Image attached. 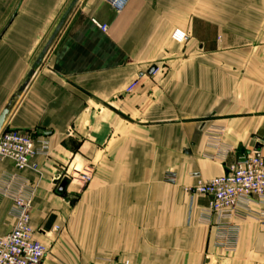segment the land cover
<instances>
[{"label": "crops", "instance_id": "obj_1", "mask_svg": "<svg viewBox=\"0 0 264 264\" xmlns=\"http://www.w3.org/2000/svg\"><path fill=\"white\" fill-rule=\"evenodd\" d=\"M69 2L0 0V112L27 82L3 128L32 133L38 152L36 170L0 163V192L12 176L35 187L43 264H264L254 218L233 219L226 251L203 215L209 200L186 191L250 150L264 154V0H129L120 13L73 0L57 21ZM15 190L0 193V236L15 224ZM56 211L67 220L57 243L40 222Z\"/></svg>", "mask_w": 264, "mask_h": 264}, {"label": "built area", "instance_id": "obj_2", "mask_svg": "<svg viewBox=\"0 0 264 264\" xmlns=\"http://www.w3.org/2000/svg\"><path fill=\"white\" fill-rule=\"evenodd\" d=\"M128 1L106 0L116 13H120ZM92 23L102 32L107 31V27L96 20H92ZM170 38L176 44L182 45L188 40V35L183 30L175 29ZM133 87L134 85L129 88V91ZM218 139V137L214 138L217 142ZM34 144L35 139L32 133L2 128L0 131V163L10 162L18 172L27 169L36 170L37 165L32 162L34 156L38 154ZM43 149L45 150V146ZM91 173L90 170H86L80 175L79 180L87 183L91 178ZM166 179L174 180L171 174H168ZM11 185L16 187L15 192L10 196L15 224L7 234L0 236V264H43L48 250L35 239L30 217L35 187L12 176L4 191L0 192L2 196L7 194ZM186 191L209 200L203 215L214 223L218 246L222 249L231 251L234 248L238 227L232 221L240 214L254 218L260 225L261 231L264 232V154L260 151L250 150L242 154L226 168L222 176L198 181L194 188ZM58 229V227L54 228L55 231ZM96 264L119 263L108 258L101 259Z\"/></svg>", "mask_w": 264, "mask_h": 264}, {"label": "rangeland", "instance_id": "obj_3", "mask_svg": "<svg viewBox=\"0 0 264 264\" xmlns=\"http://www.w3.org/2000/svg\"><path fill=\"white\" fill-rule=\"evenodd\" d=\"M72 1L73 0H70V2L67 4L66 9L62 12L61 17L57 21L63 19L64 20V23H66V21L69 20V18L72 17L71 15L74 14L75 7L77 6V3L75 2L74 4H72ZM71 4H72V6H71ZM14 7H15V4H14ZM66 10H69V13L66 16H64V12ZM182 45H184V44H182ZM178 57H185V55H181V53H179L178 54ZM161 71L163 73V71H165V68H162ZM31 74H32V72L30 73V75L27 76V79H29V77H31ZM67 201H68V206L69 207H66V210H67L66 211V213H67L66 215H68V218L69 217L73 218V207H74V203L76 201V196L72 195L71 197L68 198ZM58 213H60V212L56 211V212H53L52 214H50L47 217V219H45V218L44 219H40V222L41 223H45L46 226L48 225V226H50L52 228L51 229V235L56 238L55 243H57L58 236L61 233L65 232L66 225H67V220L64 217L58 215ZM55 227H58L59 228L58 231H55L54 230ZM71 251H72V254H73V249H71ZM49 252H50V249L48 250V254H49ZM48 254H47V256H48ZM73 262L74 261L70 260V261H68V264H76V263H73ZM55 264H59V261H56Z\"/></svg>", "mask_w": 264, "mask_h": 264}, {"label": "water", "instance_id": "obj_4", "mask_svg": "<svg viewBox=\"0 0 264 264\" xmlns=\"http://www.w3.org/2000/svg\"><path fill=\"white\" fill-rule=\"evenodd\" d=\"M10 21H11V19H10ZM10 21H9V23H10ZM9 23H8V24H9ZM8 24H7V25H8ZM61 25H62V22H60V23L58 24V26H57V28H56V31H55V34H56L57 31L60 29ZM6 27H7V26H6ZM6 27H5V28H6ZM2 33H3V32H2ZM55 34H53V36L51 37V40L46 44L45 48H44L43 51H42V55H44V54L47 52V50L49 49L50 44H51L52 40L54 39ZM36 63H37V65H38V64L40 63V59H39ZM154 71H155V68L152 67V68H150V70H149L148 73H149V74H152ZM26 85H27V82H24L23 85L19 88L18 93L15 94V95H13V96L10 98L9 102L7 103V105H6V106L2 109V111L0 112V131L2 130V128H3V126H4V123H5V120H6L7 116L9 115V112H10V109H11V106H12L13 102L16 100V98L18 97L19 93L22 92V91L24 90V88L26 87ZM68 181H69L68 179H65V180H63V181L59 184V186H58V188H57V191H58V193H59L60 195H64V192H65V189H66V186H67V182H68Z\"/></svg>", "mask_w": 264, "mask_h": 264}]
</instances>
